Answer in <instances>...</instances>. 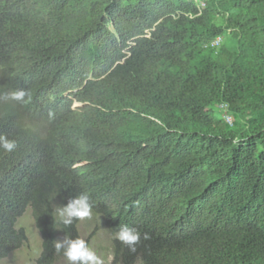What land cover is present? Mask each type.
<instances>
[{
    "label": "trees",
    "instance_id": "trees-1",
    "mask_svg": "<svg viewBox=\"0 0 264 264\" xmlns=\"http://www.w3.org/2000/svg\"><path fill=\"white\" fill-rule=\"evenodd\" d=\"M18 89L31 101L10 99ZM74 89L95 105L73 108ZM0 135L17 144L0 150V262L29 240V210L38 264H69L56 241L89 237L54 209L83 191L115 264H188L173 244L228 230L236 264L259 262L264 238L246 251L239 220L196 216L181 233L174 219L199 192L237 184L240 220L253 209L264 224V0H0ZM119 223L140 230L134 252Z\"/></svg>",
    "mask_w": 264,
    "mask_h": 264
},
{
    "label": "clouds",
    "instance_id": "clouds-1",
    "mask_svg": "<svg viewBox=\"0 0 264 264\" xmlns=\"http://www.w3.org/2000/svg\"><path fill=\"white\" fill-rule=\"evenodd\" d=\"M204 5L205 3L203 2L200 6L202 7ZM221 41V37L216 39L214 45L219 46ZM90 79L96 78L91 75L80 89H82ZM77 90L78 89L69 90L64 93L65 96L73 99V108L81 109L88 105H95L90 101H81L74 97L73 92ZM9 97L18 102L28 103L31 101L30 93L23 89L10 92ZM25 97H27V100ZM223 114L227 122L233 123L234 117L231 121L227 119L229 114L227 109L223 111ZM16 147L17 144L14 139L5 135H0V150L11 153ZM84 163V161L79 162L76 166H81ZM198 194L199 198L196 203L194 201H188L184 207V211L180 212L174 219L180 226L179 231L181 233L188 231L189 226H191L188 225V223L192 218L197 216L201 218H212L215 223L226 221L230 226H236L239 220L241 222L240 226L248 227L245 231H240L238 233V245L243 247L246 251H248L251 244L252 235L258 233L264 238V224H257L255 222L253 209L247 217L240 220L245 198L241 193L239 185L235 184L224 190L210 187ZM91 201L90 194L84 191L79 195H75L73 198L69 197L65 205L57 206L54 209L55 217L58 218V222L65 228L71 226L76 221L90 218L93 214V204ZM210 206L213 207V209H210ZM249 207L252 208L251 202H249ZM34 219L40 231V235L42 236L43 245V230L36 218ZM154 222H158V220L155 219ZM77 227H80L79 222ZM233 234V230H228L227 232L215 231L209 233L205 237L187 243L185 247L173 244V248L189 259L188 264H236V255H233V253L237 250V245L231 242ZM140 235V230L130 223H119V229L115 233L116 239L133 252L136 250L135 246L140 243ZM55 249L57 252L62 251L63 256L69 264H101L100 258L97 256L96 252L93 251L87 241L82 238L73 239L66 235L62 240L56 241ZM250 261L251 260H241L238 264H264V248L261 252L259 262L256 261V257L252 262ZM136 264H146V262L141 257Z\"/></svg>",
    "mask_w": 264,
    "mask_h": 264
},
{
    "label": "rangeland",
    "instance_id": "rangeland-1",
    "mask_svg": "<svg viewBox=\"0 0 264 264\" xmlns=\"http://www.w3.org/2000/svg\"><path fill=\"white\" fill-rule=\"evenodd\" d=\"M99 79V78H97ZM223 111L217 112L222 114ZM227 119H233L232 114H228ZM92 221L90 218L80 221V229L84 236L89 237L90 247L96 252L100 258L101 264H115L113 261V253L111 245L113 242V235L108 225H103L100 228H95V225L87 224V221ZM19 225L25 227L28 232L29 240L23 245L22 248L12 252L10 256L3 259L0 264H37V258L40 256L42 246V236L38 229L35 219L32 216V211L29 210L20 217Z\"/></svg>",
    "mask_w": 264,
    "mask_h": 264
}]
</instances>
